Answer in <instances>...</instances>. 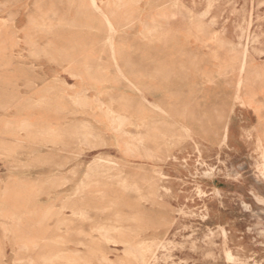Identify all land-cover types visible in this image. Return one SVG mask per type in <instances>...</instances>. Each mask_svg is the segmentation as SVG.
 Segmentation results:
<instances>
[{
    "label": "rangeland",
    "instance_id": "obj_1",
    "mask_svg": "<svg viewBox=\"0 0 264 264\" xmlns=\"http://www.w3.org/2000/svg\"><path fill=\"white\" fill-rule=\"evenodd\" d=\"M88 2L0 0V264H264V0Z\"/></svg>",
    "mask_w": 264,
    "mask_h": 264
},
{
    "label": "bare ground",
    "instance_id": "obj_2",
    "mask_svg": "<svg viewBox=\"0 0 264 264\" xmlns=\"http://www.w3.org/2000/svg\"><path fill=\"white\" fill-rule=\"evenodd\" d=\"M101 1V0H100ZM120 1L124 4V6L129 5L130 3L127 2L126 4V0H108L105 3H101V5L98 4L97 0H89L88 2V7L92 8L96 14H98L97 17V22L103 25H106L108 27V31H112L115 27V24L118 23L117 20H115V15L117 12V9L120 7ZM83 6L87 7V5L84 4H80L79 8L81 9ZM126 14V13H125ZM171 16H175V14L173 13ZM197 31H204V29H202V27H199L196 29ZM108 41H109V46L112 52V57H115L116 54L114 53V46L113 44L110 42L111 41V36H108ZM217 40V38H215ZM219 46V45H218ZM117 66L119 67L118 63L116 62ZM241 64V68H240V75L237 78V88H244L246 86V81L244 79L243 74L246 72L247 70V63H246V59L245 56L242 57V60L240 62ZM119 69V68H118ZM120 70V69H119ZM74 71H76V69L73 67L71 68V72L73 73ZM77 72V71H76ZM79 74V73H78ZM82 74V73H81ZM83 78L87 79V80H91L93 78H91L88 75H83ZM134 86H137L134 84ZM51 98H49L50 100ZM55 100V99H54ZM89 103L88 99L86 98L85 94H83V92H77L74 96H73V102L75 104H84V103ZM47 103V105H49V107H54L53 100H50L49 102H44ZM50 108V110H52ZM118 120L119 123H123L125 120V117L122 113V111H118V114L115 116ZM141 121V124L144 125V121L141 118H139ZM98 120V119H97ZM15 125V124H14ZM46 124H38V122L28 119V118H23V119H19L16 122V128L20 129V130H24L26 132V137L30 138L33 137L35 133H38L39 131H44V132H51V130L47 129V125L45 127ZM76 132H79V134H93V128L94 126L91 124H85V123H81L80 125L76 126ZM146 128V127H145ZM151 134L150 131L145 130L143 133L142 138H140L141 141L145 142V136L148 137ZM104 196V194L102 195ZM83 200H79V205L73 206L72 209V215L75 217H79V218H84L89 214L88 209H86V206L84 207V204L82 203ZM134 218V217H133ZM132 220H137L132 219ZM57 227H61L68 225V222L66 220H59L56 223ZM55 225V226H56ZM55 229V228H54ZM68 230V229H66ZM95 231H97L99 233V236L101 237V240L103 241H111V242H117L116 239L113 238V235H111L113 232H116V235L121 237L120 242H122L125 245V249L127 251V254L129 255H133L134 257H136L137 259L143 260L145 252L149 249V247L145 244H134L130 238L127 237V232L125 230H119V229H113L112 226H98L97 228L94 229ZM132 230V229H131ZM59 242V241H58ZM61 243V242H60ZM82 245L86 246V248L89 250L90 254L92 255H97L99 252L97 251L99 248V242L98 241H94V240H89L88 242L84 243V242H80ZM90 255V256H92ZM48 260L50 261L51 259L48 258ZM84 260V259H83ZM106 259H103V261H105ZM88 262V259H87ZM77 263V262H76ZM30 264H35V262L31 261ZM39 264V263H38ZM75 264V263H74Z\"/></svg>",
    "mask_w": 264,
    "mask_h": 264
}]
</instances>
